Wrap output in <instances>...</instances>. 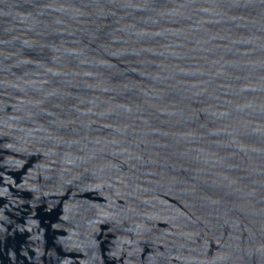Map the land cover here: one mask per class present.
<instances>
[{"label": "water", "instance_id": "1", "mask_svg": "<svg viewBox=\"0 0 264 264\" xmlns=\"http://www.w3.org/2000/svg\"><path fill=\"white\" fill-rule=\"evenodd\" d=\"M0 264H264V0H0Z\"/></svg>", "mask_w": 264, "mask_h": 264}]
</instances>
